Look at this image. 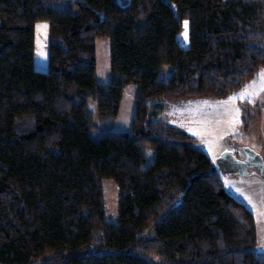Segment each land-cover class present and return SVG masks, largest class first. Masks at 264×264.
Returning a JSON list of instances; mask_svg holds the SVG:
<instances>
[{
  "label": "trees",
  "instance_id": "1",
  "mask_svg": "<svg viewBox=\"0 0 264 264\" xmlns=\"http://www.w3.org/2000/svg\"><path fill=\"white\" fill-rule=\"evenodd\" d=\"M62 1L78 11L55 9ZM38 22L50 25L46 72L35 69ZM99 37L111 40L106 85ZM262 67L264 0H0V264L51 251L42 264H264L253 213L194 136L159 119L166 101L227 97ZM129 85L131 129L94 140L88 104L111 128ZM104 179L119 190L117 224Z\"/></svg>",
  "mask_w": 264,
  "mask_h": 264
},
{
  "label": "rangeland",
  "instance_id": "2",
  "mask_svg": "<svg viewBox=\"0 0 264 264\" xmlns=\"http://www.w3.org/2000/svg\"><path fill=\"white\" fill-rule=\"evenodd\" d=\"M54 8L68 13H76L78 7L69 2L62 1L54 4ZM187 24V28H185ZM36 56L35 69L46 72L49 66V23L38 22L36 24ZM46 26V27H45ZM184 32L180 34L179 41L183 43L184 34L189 36V21L184 22ZM107 37H99L96 40L97 77L103 84L112 83L111 73V44ZM175 67L167 65L160 73L159 82L167 83L174 73ZM264 74L262 67L257 74L247 81L241 88L234 90L224 98H207L200 100H170L166 101L165 108L159 112V119L170 123L179 129L194 136L193 147L202 150L212 159L216 168V158L225 150H230L240 160L244 158L246 148L255 150L264 160ZM137 85H129L124 89L121 110L116 117L113 127L108 128L109 120L101 119L98 107L94 102L88 104L90 112L95 116L98 132L92 135L94 140L109 134H123L131 129L134 123L136 109ZM247 91L249 95L240 97ZM147 165L152 164L153 151L147 152ZM223 185L227 193L232 195L253 213L256 228L258 230V243L254 252L264 256V178L258 173L249 176L231 175L222 177ZM103 189L106 203V220L111 224H117L119 220V190L113 179L103 180ZM148 237H155L153 231L148 232ZM89 253H101L98 248ZM87 254L83 251L82 255ZM54 252L36 258L32 264H42L51 261ZM152 260L149 264H158Z\"/></svg>",
  "mask_w": 264,
  "mask_h": 264
},
{
  "label": "water",
  "instance_id": "3",
  "mask_svg": "<svg viewBox=\"0 0 264 264\" xmlns=\"http://www.w3.org/2000/svg\"><path fill=\"white\" fill-rule=\"evenodd\" d=\"M122 2L123 5H128L129 0H122ZM216 159V167L221 177L226 178L239 174L240 176H249L250 174L258 173L259 176L264 178V160L255 150L246 148L244 150V158L240 160L231 149H228Z\"/></svg>",
  "mask_w": 264,
  "mask_h": 264
},
{
  "label": "crops",
  "instance_id": "4",
  "mask_svg": "<svg viewBox=\"0 0 264 264\" xmlns=\"http://www.w3.org/2000/svg\"><path fill=\"white\" fill-rule=\"evenodd\" d=\"M180 39V38H179ZM183 39H184V41H183V43L181 44V45H183L184 47H187V45H189V36H187V38H185V35H184V37H183ZM180 42V41H179ZM181 43V42H180ZM165 105H166V103H165ZM164 108H165V106H164ZM161 120V119H160ZM161 121H163V120H161ZM163 122H165V121H163ZM166 123V122H165ZM170 124V123H169ZM216 170H217V172H218V169H217V167H216ZM219 173V172H218Z\"/></svg>",
  "mask_w": 264,
  "mask_h": 264
},
{
  "label": "snow or ice",
  "instance_id": "5",
  "mask_svg": "<svg viewBox=\"0 0 264 264\" xmlns=\"http://www.w3.org/2000/svg\"><path fill=\"white\" fill-rule=\"evenodd\" d=\"M185 28H187V24H185ZM184 35H185V38H187V32H185ZM261 79L264 80V74L261 75ZM262 90H264V89H262ZM247 95H249V93L247 91H245V93L240 98L243 99L244 96H247Z\"/></svg>",
  "mask_w": 264,
  "mask_h": 264
}]
</instances>
